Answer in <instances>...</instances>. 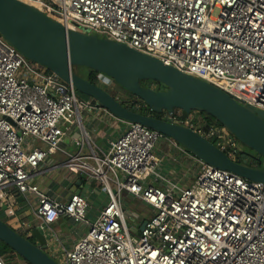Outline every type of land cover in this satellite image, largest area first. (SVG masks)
I'll use <instances>...</instances> for the list:
<instances>
[{
    "label": "built area",
    "instance_id": "1",
    "mask_svg": "<svg viewBox=\"0 0 264 264\" xmlns=\"http://www.w3.org/2000/svg\"><path fill=\"white\" fill-rule=\"evenodd\" d=\"M21 1L67 28L126 44L264 112V0ZM112 81L100 74L95 84L110 86ZM94 102L81 99L72 84L24 57L0 34V200L11 188L22 196L34 195L38 227L55 246L59 237L51 225L61 216L87 227L59 257L62 264H264V183L193 155L197 173L188 186H176L156 172L154 152L167 138L159 132L126 122L127 129L108 151L92 142L82 114ZM161 118L210 142L217 140L215 146L241 162L234 137L207 114L191 111L184 116L175 109L172 114L163 111ZM75 126L78 151L42 169ZM57 169L94 180L107 194L108 203L95 220L87 217L90 204L84 196L73 194L60 202L33 183L36 176ZM153 180L167 187H156ZM125 194L151 209L143 231H133L127 223ZM7 214L14 215L13 209ZM0 264H6L1 255Z\"/></svg>",
    "mask_w": 264,
    "mask_h": 264
},
{
    "label": "water",
    "instance_id": "2",
    "mask_svg": "<svg viewBox=\"0 0 264 264\" xmlns=\"http://www.w3.org/2000/svg\"><path fill=\"white\" fill-rule=\"evenodd\" d=\"M0 34L24 57L72 84L77 92L91 97L97 106L115 118L144 125L173 139L208 165L252 182L264 183V168L252 166L246 154L241 156V162H235L191 128L168 118L141 115L138 107H125L105 89L74 73L73 67H84L110 77L154 113L172 114L175 109L187 113L204 112L221 123L231 139L235 136L264 159L263 111L243 105L216 86L126 44L97 33L67 28L46 12L21 0H0ZM142 81L158 82L167 90L143 86ZM145 226L143 222L140 231ZM31 236L34 242L0 218V241L15 254L29 264H57L46 252L47 238L39 228L33 229Z\"/></svg>",
    "mask_w": 264,
    "mask_h": 264
},
{
    "label": "crops",
    "instance_id": "3",
    "mask_svg": "<svg viewBox=\"0 0 264 264\" xmlns=\"http://www.w3.org/2000/svg\"><path fill=\"white\" fill-rule=\"evenodd\" d=\"M92 104V107L83 112L82 121L92 142L103 151H107L111 148L112 143L127 129L128 123L115 118L109 112L98 107L95 102ZM79 138V129L76 126L72 127L61 139L60 151L50 156L43 164L42 169L49 168L53 164L62 163L69 154H75L78 151L75 141ZM36 145L45 148L40 142H37ZM154 156L158 161L156 172L162 177L170 178L176 186H188L198 171V163L194 156L187 149L179 148L171 139L162 138L156 146ZM33 183L39 185L40 190L50 198L60 202L69 201L73 194L80 191V195L89 201L90 206L87 217L90 220H95L99 211L108 203L107 194L96 181H88L84 176L73 174L67 169H57L47 172L46 175L36 176ZM152 184L160 188L167 187L166 182L161 180H153ZM133 199L136 198L125 194L124 202H131ZM35 207L36 197L34 195L22 196L17 193L16 189L11 188V190H7L5 197L0 200V218L21 235L30 237L32 230L39 228L33 213ZM8 208L13 209L14 215L9 216L7 214ZM125 213L129 216L133 215V212L129 210L128 212L125 210ZM150 214L151 209L147 205L146 216H136L133 219L136 224H133L130 228L139 232L140 226L147 221ZM51 229L59 237V244L56 246L51 242L47 232L39 230L42 233L44 232L43 234L47 238L46 252L55 261L56 258L63 255L65 250H71L87 232L86 226L65 216H61L54 222ZM16 261L18 264H23L20 259L16 258Z\"/></svg>",
    "mask_w": 264,
    "mask_h": 264
},
{
    "label": "rangeland",
    "instance_id": "4",
    "mask_svg": "<svg viewBox=\"0 0 264 264\" xmlns=\"http://www.w3.org/2000/svg\"><path fill=\"white\" fill-rule=\"evenodd\" d=\"M69 1H72V0H69ZM76 73L78 75H81L83 78H87L89 73L91 72V70L87 69V68H84V67H77L76 68ZM100 75V73L98 74ZM106 76V75H105ZM145 86V84H144ZM148 86V85H146ZM100 87H102L103 89H106V90H109L111 95L113 94L115 97H119V96H123V99L124 101H128V98L133 96L132 94H130L129 92H125L126 89L122 88L118 83H116L114 80L112 81L111 85L110 86H106V85H100ZM151 88L153 89H156L157 86L155 85H152ZM79 93V92H78ZM129 93V94H127ZM79 97L85 101H90V100H93L91 97L87 96V95H79ZM123 104V102H122ZM160 117V115H159ZM162 117V116H161ZM160 117V118H161ZM120 120V119H119ZM122 121V120H121ZM223 131H226V129L224 128H221ZM230 135H228L227 138H229ZM233 145H234V149H238L240 150L241 152L242 151H248L250 153H253L255 154L252 150L246 148L239 140L235 139L233 141ZM180 145V144H179ZM181 146V145H180ZM183 147V146H182ZM108 151V150H107ZM99 193V192H98ZM107 199V198H105ZM93 201V200H92ZM106 201V200H105ZM105 201L103 202L105 204ZM146 209H147V205L145 203H143L142 201L138 200V199H133L131 202H124V210H126L128 212L129 211H132L133 212V215L132 216H129L128 214H126V219H127V223L128 225L131 227L133 224H136L135 222L136 221H133V219L136 217V216H146ZM139 221V219H138ZM44 233V232H43ZM1 242V241H0ZM56 261H57V264H62V259L60 258H56Z\"/></svg>",
    "mask_w": 264,
    "mask_h": 264
},
{
    "label": "trees",
    "instance_id": "5",
    "mask_svg": "<svg viewBox=\"0 0 264 264\" xmlns=\"http://www.w3.org/2000/svg\"><path fill=\"white\" fill-rule=\"evenodd\" d=\"M76 68H77V67H73V72H74V73L77 72V71H76ZM76 74H77V73H76ZM98 74H99V73L96 72V71H91V72L89 73L87 79H88L89 81H91L92 83H96ZM80 76H81V75H80ZM141 84H142L143 86H144V84H145V86L148 85V86H146V87H150V88H151L152 85H155V86H157V87L159 86V88H160L161 91H166V90H167V88H166L164 85H162V84H160V83H158V82H155V81H142ZM122 88H123V87H122ZM105 90H106V89H105ZM106 91L110 93L109 90H106ZM125 92H128V91L126 90ZM110 94H111V93H110ZM127 94H129V93H127ZM77 95L79 96V95H82V94L77 92ZM112 95H113V94H112ZM113 96H114V95H113ZM116 98H118V97H116ZM139 112H140L141 115H145V116H152V117H155V118H160V117H161V116L159 117V114H158V113H154L150 108H147V109H145V108L139 109ZM203 113H204V112H203ZM183 114H184V116H186L188 113L183 111ZM205 114H206V113H205ZM207 115H208V114H207ZM208 116H209V120H210V122H213V123H215L217 126H219V127H221V128H224V127L222 126V124L219 123V122H217L212 116H210V115H208ZM234 139H236L235 136H234ZM212 143L216 145V144H217V140H212ZM258 167L264 168V167H262L261 165H258ZM24 237H26V238H28L29 240H31L32 242H34V239L32 238V236L28 237V236H25V235H24ZM0 255L3 257V259H4V261H5L6 264H18L17 261H16L15 252H14L11 248H9L6 244H4L3 242H0ZM24 261H25V260H24ZM25 262H26L27 264H29L27 261H25Z\"/></svg>",
    "mask_w": 264,
    "mask_h": 264
},
{
    "label": "flooded vegetation",
    "instance_id": "6",
    "mask_svg": "<svg viewBox=\"0 0 264 264\" xmlns=\"http://www.w3.org/2000/svg\"><path fill=\"white\" fill-rule=\"evenodd\" d=\"M119 100H121L123 102V105L125 107H129V108H132V107H138L139 109H142V108H149L148 105L142 101H139L136 97L134 96H131L128 98V101H124L123 99V96H119L118 97ZM160 116H162V112L161 113H158ZM243 154H246V157L248 158V161L249 163L252 165V166H258V165H261L262 167H264V159L261 158V157H258L256 154H253V153H250L248 151H242L241 154H240V158L239 160L242 161V155Z\"/></svg>",
    "mask_w": 264,
    "mask_h": 264
},
{
    "label": "bare ground",
    "instance_id": "7",
    "mask_svg": "<svg viewBox=\"0 0 264 264\" xmlns=\"http://www.w3.org/2000/svg\"><path fill=\"white\" fill-rule=\"evenodd\" d=\"M70 28V27H69Z\"/></svg>",
    "mask_w": 264,
    "mask_h": 264
}]
</instances>
